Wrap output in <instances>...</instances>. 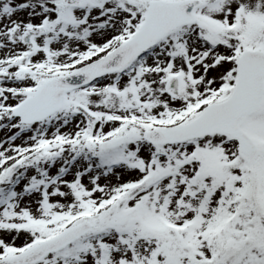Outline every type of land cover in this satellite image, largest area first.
Segmentation results:
<instances>
[{"label": "snow or ice", "instance_id": "obj_1", "mask_svg": "<svg viewBox=\"0 0 264 264\" xmlns=\"http://www.w3.org/2000/svg\"><path fill=\"white\" fill-rule=\"evenodd\" d=\"M0 264H264V0H0Z\"/></svg>", "mask_w": 264, "mask_h": 264}]
</instances>
